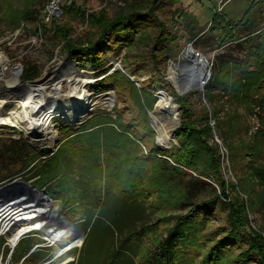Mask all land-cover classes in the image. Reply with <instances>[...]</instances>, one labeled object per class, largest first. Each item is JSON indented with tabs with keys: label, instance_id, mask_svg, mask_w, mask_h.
<instances>
[{
	"label": "rangeland",
	"instance_id": "obj_1",
	"mask_svg": "<svg viewBox=\"0 0 264 264\" xmlns=\"http://www.w3.org/2000/svg\"><path fill=\"white\" fill-rule=\"evenodd\" d=\"M50 1L0 0V152L5 151V146L10 140L21 139L41 157L39 165L42 172L45 171L41 178L28 181V177L34 173L33 166L22 171L21 165L14 164V161H6L0 165V177H10L5 182H0V186L14 180H24L37 188L72 189L71 194L64 201L49 198L53 201L54 208L58 207L83 229L87 227L84 223L85 215L83 212L78 213L77 204L79 197H86V188L99 191L110 184L114 189L150 188L154 192L149 195L150 200L153 199L154 205L157 202L160 203L159 209H155L154 205L149 209L144 206L135 207L137 219L135 228L143 224H151V227L146 230L145 239L141 241L143 258L135 260L137 262L135 264H142L145 257H148L150 248H154L160 238L164 239L168 236L178 218L186 216L192 207H197L195 204L212 198L210 195L213 191L211 188H191V199L178 207L177 202L182 199L183 194H180L173 184L169 185L167 181V184H164L160 177L163 165L167 166V164L158 159L165 158L171 163L169 158L155 155L153 162L141 161V159L156 146L161 150H170L178 145L175 132L181 125L182 116V106L178 96L200 92L202 100L204 99L210 107L204 92L214 79V67L221 60L242 59L244 54L235 45L223 49L214 50L208 47L201 50L193 43L192 31H189L187 24L180 21L178 17L181 13H185L199 20L202 28H207L216 8L211 0H160L162 6L156 11L158 20L170 33L180 37L179 45L172 47L168 54L162 49L153 50L158 28H152L139 37L140 40L135 46L126 47L118 44V50H108L105 55L108 61L94 70L89 65L84 66L83 61L80 63L74 61L64 51L59 26L71 27L78 35L89 30L88 24L81 21L74 22L66 15V6L77 2V5L89 9L90 12L97 13L105 9L112 14L119 6L128 3L137 8L143 7V10L149 9L153 5L152 1L68 0L60 17L47 23L45 13ZM227 1L229 2L224 10L230 11L235 7L236 0ZM190 50L200 54L199 58L207 60L208 69L204 70H210L211 76L204 90H191L187 94H182L181 80L184 76L177 66L186 59V54H190ZM28 65L38 68L41 73L40 78L34 82L22 81ZM105 70H109L106 75ZM115 71L119 72V77L113 74ZM161 77L166 82L164 90L155 85L156 79ZM74 79L79 80L78 83L80 81L84 83H81L83 87L79 91H87L89 102V107L74 119V122H69L61 114H55L52 117L54 125L52 131L35 137L22 126L24 116L22 113L18 118L10 115L17 109L15 105L17 101L24 97L22 86H44V94L38 96V99H43L44 103L48 104L55 96L56 88H60L62 98L73 93ZM104 82L107 83L104 84ZM13 83H16V86ZM155 88L156 92L153 91ZM161 93H165L167 98L175 103V111H160ZM225 100L226 103L230 102L227 97ZM195 101L198 102L199 99ZM223 106L222 104V108ZM237 111L245 117L243 107L238 108ZM47 112L49 107L44 106L39 110V113L44 115ZM104 113L110 118H103L101 115ZM259 116L257 111L252 117L247 116L253 126L250 135L260 129ZM5 119L12 122L3 123ZM212 124L215 126L216 122L213 120ZM161 133L165 134L167 143L160 141ZM216 140L223 144V140L217 135ZM225 149L228 153V149L226 147ZM223 162V177L228 181V191L233 198L237 195L242 199L244 197L249 222L264 238V188L257 187L249 190L242 188L233 172L229 153L226 154ZM142 183L144 185H141ZM45 193L48 195V192L45 191ZM108 196L113 195L106 194V198ZM228 215L227 205L222 204L216 214L209 216L210 222L206 225L205 234L219 233L220 229L227 225ZM62 223L54 226L64 229L61 226ZM223 231L218 236L219 239L229 233L226 229ZM82 238V244L69 251L71 258L63 264H107V241L109 240L107 234L95 233L85 246L87 234ZM39 240L38 236L25 238L15 249L13 263L19 264L29 248ZM42 242L39 241V243ZM44 245L47 246V244ZM46 246L43 248L39 246L35 250L44 257L40 264H58L60 257L49 263L56 255L57 246ZM245 249L246 247H238L233 254L227 255L218 264L240 263L239 260L243 256L241 254ZM9 255L10 250L7 249L5 259ZM123 256L125 259L131 258L128 254ZM121 260L123 259H119ZM182 262L194 264V261ZM24 264H28V261L26 260ZM251 264L255 263L251 262Z\"/></svg>",
	"mask_w": 264,
	"mask_h": 264
},
{
	"label": "trees",
	"instance_id": "obj_2",
	"mask_svg": "<svg viewBox=\"0 0 264 264\" xmlns=\"http://www.w3.org/2000/svg\"><path fill=\"white\" fill-rule=\"evenodd\" d=\"M151 1L153 5L149 9L143 10V7L137 8L128 3L119 6L112 14L105 9L97 13L90 12L77 5V2L66 6V15L74 22L88 24L89 30L78 35L71 27L59 26L65 53L78 63L83 61L84 66L99 69L108 61V57L105 59L108 50H116L118 44L135 46L147 30L158 28L152 49H162L168 54L172 47L179 45L180 37L170 33L159 22L156 11L162 6L160 0ZM178 18L192 31L193 43L198 49L212 47L216 50L235 45L244 58L221 60L214 67V79L204 92L210 107L202 100L200 92L178 96L182 106L181 125L175 132L178 145L170 150H161L156 146L141 159L153 162L155 155L172 159L173 163L165 158L158 159L167 164L163 165L160 177L164 184H167L166 181L169 185L173 184L183 194L177 202L178 207L191 199V188H211L213 191L210 195L212 198L195 204L197 207H192L186 216L178 218L168 236L160 238L158 244L150 248L142 264H186L182 261L218 264L238 247H246L239 260L241 264H264V238L249 222L244 197L242 199L237 195L233 198L228 191V181L223 177L222 145L216 140L217 135L228 149L233 172L241 187L247 190L264 188V0H236L232 10L214 12L209 27L205 29L199 20L190 15L181 13ZM108 71H104L105 75ZM113 74L119 77L118 71ZM40 76L38 68L28 65L22 81L34 82ZM155 85L161 90L166 88L163 77L156 79ZM156 88L153 91L156 92ZM226 97L230 102L226 103ZM197 99L198 102L195 101ZM240 107H243L245 117L237 111ZM256 111L259 112L261 125L257 132L250 135L253 126L248 118L255 115ZM101 116L110 118L105 113ZM40 158L21 139L10 140L5 151L0 152V165L14 161V164L22 166V171L33 166L34 173L28 177L29 181L45 174L39 165ZM8 177H0V182H5ZM40 189L48 192L52 199L61 201L66 200L72 191L70 188ZM106 194L113 196L106 198ZM151 194L154 192L150 188L114 189L111 184L99 191L86 188V197H79L77 204L78 213H84V223L87 224V227L82 228L88 238L84 246L95 233L107 234V264L137 263L136 258H143L141 241L145 239L146 230L151 224L135 228V207L153 208V199L149 197ZM222 204L227 205L229 210L227 225L219 233L205 234L209 216L216 214ZM154 207L159 209L160 203L157 202ZM224 229L229 233L219 239ZM123 254L131 258L125 259ZM43 260V255L36 251L27 258L28 264H40Z\"/></svg>",
	"mask_w": 264,
	"mask_h": 264
},
{
	"label": "bare ground",
	"instance_id": "obj_3",
	"mask_svg": "<svg viewBox=\"0 0 264 264\" xmlns=\"http://www.w3.org/2000/svg\"><path fill=\"white\" fill-rule=\"evenodd\" d=\"M206 61L207 60H197L196 67L197 70L199 69V71L201 72V76L207 75L209 73L208 71H205L204 69L199 67L205 65ZM196 79V75H190L187 85L189 86L190 84H193ZM78 81L79 80L77 79L73 80V93L66 95L64 98L61 97L60 88H56V94L48 104L44 103L43 99H38V96H42L44 94V86L35 87L33 85H24L21 87L22 92H24V97L17 101V103L15 104L17 106V109L11 112L10 115L18 118L22 113L24 115L22 126L35 137H37L38 134L46 135L48 131V133L52 131V129L54 128L52 117L55 114L63 115L68 119L69 122L72 123L74 122V119L78 118V116L83 114L89 107L87 91H79L80 88L83 87L82 84L84 83L81 81L78 83ZM13 85L16 86V83H13ZM44 106L49 107V112H47L46 115H44L43 113H39V110ZM159 109L160 111H175L176 105L174 102L169 100L166 95H161L159 101ZM5 121L12 122L8 119H5L3 123H5ZM164 135H162V133L160 134V141L163 143H167V140L165 138L166 136ZM39 208L40 212L45 211L46 216L51 217L52 215L56 214L54 206H44ZM33 214L38 215L39 212L31 213L30 216H28V214L22 215L24 216L25 220H22L20 222L19 229H21L22 231L33 229L30 223V219L33 218ZM36 228H43L45 230V226L43 227L42 222H37ZM48 236L51 243L57 246L56 254L60 255L58 264L68 262L71 258L69 251L81 245L83 240V238L78 236L76 230H74L72 227L61 229L58 232L52 230L49 232Z\"/></svg>",
	"mask_w": 264,
	"mask_h": 264
},
{
	"label": "water",
	"instance_id": "obj_4",
	"mask_svg": "<svg viewBox=\"0 0 264 264\" xmlns=\"http://www.w3.org/2000/svg\"><path fill=\"white\" fill-rule=\"evenodd\" d=\"M190 54H186V59L183 60L177 68L181 70V74L184 78L181 80V92L182 94H187L191 90H204L207 82L210 80L211 72L208 70L207 75L200 74L199 69L197 70V60H205L204 58H199L193 50L189 51ZM209 63L206 61L205 65L199 66L202 69H208ZM198 67V68H199ZM196 75V80L193 84L187 85L189 82V76ZM165 93H161V95ZM5 206H12L18 210H29L30 212H39L31 218L30 223L36 225L37 222H42L45 228H52L54 231L58 232L61 228L55 227V224L62 223V227L69 228L72 227L76 230L78 236L84 237L85 232L82 228L78 227L62 210L58 207L55 208L56 214L50 216L45 215V211L40 212L39 207L53 206V201L45 193L44 190L35 187L29 182L24 180H14L12 182L6 183L0 186V208ZM19 220H25L21 217ZM60 255H55L53 261H55Z\"/></svg>",
	"mask_w": 264,
	"mask_h": 264
},
{
	"label": "built area",
	"instance_id": "obj_5",
	"mask_svg": "<svg viewBox=\"0 0 264 264\" xmlns=\"http://www.w3.org/2000/svg\"><path fill=\"white\" fill-rule=\"evenodd\" d=\"M68 0H51L50 3L47 6L46 13H45V22L50 23L52 20H54L57 17H60L63 7ZM214 5L216 6L215 12L216 13H222L225 9L226 5L229 1L227 0H211ZM198 57H200V54H197ZM221 153L223 156V159L225 160L227 150L222 144ZM172 163V159H169ZM29 210H18L15 207L12 206H5L0 208V264H14L13 263V257L15 254V249L17 246L22 243V241L25 238H30L31 236H38L40 239L39 241H43L42 243H39L37 241L33 248L31 249L30 253L27 255H24L21 259V262L19 264H24V262L27 260V258L35 252L36 249L40 246L43 248L44 244H47V246L53 245L49 239V232L53 229L51 228H36V225H32L33 229L22 231L19 229L20 222L19 220L21 216L24 214H28V216L31 215ZM35 214H33V217ZM24 217V216H22ZM31 220V219H30ZM44 227V226H43ZM40 244V245H38ZM46 246V247H47ZM10 250V255L5 259V251ZM53 262V259L49 262Z\"/></svg>",
	"mask_w": 264,
	"mask_h": 264
}]
</instances>
